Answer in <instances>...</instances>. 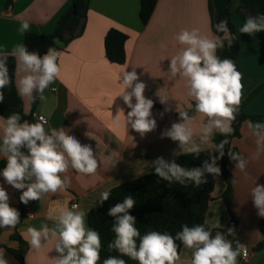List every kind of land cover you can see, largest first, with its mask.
<instances>
[{
    "label": "crops",
    "instance_id": "1",
    "mask_svg": "<svg viewBox=\"0 0 264 264\" xmlns=\"http://www.w3.org/2000/svg\"><path fill=\"white\" fill-rule=\"evenodd\" d=\"M140 1L90 0L84 33L67 46L54 48L60 53V73L42 92L44 99L36 108L34 118H46L44 128L49 133L62 131L68 138L75 137L81 146L89 145L97 160V169L91 174L80 173L65 157L68 168L59 176L65 188L55 193H41L40 200L31 203V218L20 221L18 217L14 225L0 227V251L6 264H22L12 253L20 249V241L26 245L24 264H56L67 254V249L56 250L58 245L63 247L59 235L62 211L83 212L84 226L89 230L88 215L102 201V191L109 192L122 183L154 173L158 159L196 153L187 151L193 146L198 147L197 152L209 150L215 160L214 167L220 170L219 175L215 174V186L202 227L210 232V238L219 233L231 245L226 233L231 216L223 200L227 183L220 161L221 148L213 143L215 133L222 132L213 127L206 136L204 127L209 125L210 118L197 111L184 121L177 119L178 113L191 110L196 101L189 95L188 79L179 71L173 74L169 68L170 60L186 47L176 40L181 29L196 28L198 35L218 39L212 28L209 2L158 0L151 20L143 25L139 16ZM71 2L0 0V59L16 58V88L19 79L31 73L23 70L13 51L18 45H24L27 33L52 34ZM237 6L238 2H234L232 22L240 39L237 61L242 78L237 107L249 114H264V31L240 32L246 20L237 14ZM23 21L29 23V29L21 33L18 29ZM110 29L128 36L124 65L110 63L105 56L104 39ZM133 71L138 79L131 87L121 89L124 72ZM137 82L145 85L143 96L152 101L150 118L155 120V128L143 134L131 128L127 120L131 109L122 100L123 92H131ZM34 91L31 97L19 95L26 115L32 112ZM131 102L135 104L134 97ZM6 121L0 116V160L10 154L3 145ZM179 123L192 131L191 139L183 145L166 135L173 124ZM227 123L231 128L230 122ZM57 149L63 154L59 145ZM232 151L238 159L230 158L227 168L233 193L231 212L238 221L237 250L242 245L250 253L249 264H264V236L260 229L264 216L259 214L260 209L253 200V189L264 188V133H254L250 122H244L241 137L232 141ZM241 161L243 169L237 167ZM0 188L7 194L9 207L18 212L20 200L15 195L16 188L3 176H0ZM73 204L77 207L72 208ZM29 229L40 234L39 248L32 247ZM194 251L184 245L176 264H190ZM242 253L237 255L236 264H245Z\"/></svg>",
    "mask_w": 264,
    "mask_h": 264
},
{
    "label": "clouds",
    "instance_id": "2",
    "mask_svg": "<svg viewBox=\"0 0 264 264\" xmlns=\"http://www.w3.org/2000/svg\"><path fill=\"white\" fill-rule=\"evenodd\" d=\"M28 29L29 23L23 21L18 31L24 33ZM217 30L227 32L226 22L221 21L217 25ZM239 31L242 33L264 31V16L249 17ZM176 40L186 47L178 56L170 60L169 68L173 74L179 71L183 77L188 79L189 95L196 101V111L210 118L209 125L204 127L206 136L213 127L222 133L230 132L231 128L227 121L233 119V113L240 102L242 88L241 76L233 61L219 59L215 53L218 47H222V43L218 39L198 35L196 28L191 31L181 29ZM228 43L230 45L231 40ZM12 54L18 55L23 70L31 73L22 76L17 83L20 96L31 97L34 89L37 92H43L59 76L60 53L54 48H49L41 56L36 52H28L21 44ZM137 79L135 71L124 72L121 89L131 87L132 82ZM8 83V69L5 61L0 59V89ZM144 88V83L137 82L131 92L122 94L124 104L131 109L127 113V120L131 123V128L141 134L155 128V120L150 118L152 101L143 96ZM133 97L135 104L131 102ZM3 98V94L0 93V102ZM40 98L44 99L43 96ZM117 111L119 116L120 110L117 109ZM179 115L184 120L188 119L186 112H180ZM18 120V114H13L6 121L3 145L7 146V152L10 154L7 155L6 166L0 170V176H3L7 183L16 189L27 188L20 196L22 203L38 201L41 193H55L65 188V183L59 179V176L64 174L68 168V161L65 157L70 160L72 168L80 173L91 174L96 171L97 160L93 157L89 145L81 146L75 137L68 138L62 131L59 134L53 132L49 138L45 135L42 123L18 124ZM166 135L183 145L191 139L192 131L186 128L184 123H179L173 124ZM21 145L27 147V156L19 152ZM57 145L60 146L63 154L57 150ZM187 151L197 152L199 149L193 146ZM220 154L223 155L222 152ZM232 158L238 159L235 154ZM214 163L215 160H213ZM155 164L158 165L155 167V173L164 179L183 176L193 179L197 184L200 183V169L186 170L175 162L166 163L163 159H158ZM237 167L243 169V162L241 161ZM205 170L217 175L220 171L219 168L207 163ZM26 173L34 176L36 183L26 186L22 182ZM108 195V191H102L101 200H107ZM7 200L6 192L0 188V227L14 225L18 221V212L9 207ZM253 200L254 205L260 209L259 214L264 216V188L257 186L253 189ZM134 203L133 198L127 196L121 204L109 210L108 214L116 217L112 229L116 238L110 247H115L121 254L138 261L139 264H176L178 260L176 244L173 237L167 233L147 232L140 237L137 247L135 238L139 236V232L134 227V217L127 214V210L131 209ZM76 207L77 205H72V208ZM121 213L123 215H118ZM59 223L61 225L59 235L63 247L58 245L56 250L63 252L67 249V254L56 261V264H96L99 258V236L95 231L85 228L84 213L71 210L62 211ZM28 231L32 247L39 248L40 234L35 229ZM177 239L182 241L187 248L195 249L190 264H236L237 255L242 252L246 254V249L242 245L239 246V250H232L230 243L219 233L210 238V232L205 231L200 225L191 228L183 226L177 234ZM0 264H6L2 258V251H0ZM103 264H125V261L108 258Z\"/></svg>",
    "mask_w": 264,
    "mask_h": 264
},
{
    "label": "trees",
    "instance_id": "3",
    "mask_svg": "<svg viewBox=\"0 0 264 264\" xmlns=\"http://www.w3.org/2000/svg\"><path fill=\"white\" fill-rule=\"evenodd\" d=\"M234 1L238 2L237 13L247 20L249 17L258 18L264 16V0H208L212 28L217 35L222 47L216 49V56L233 61L236 70L240 73L238 66V54L241 49L240 39L232 22V7ZM90 0H72L70 8L62 15L52 34H35L27 33L24 39V46L28 52H36L38 55H44L49 48H56L57 43L67 46L72 40L80 37L85 30L87 13L89 10ZM158 0H141L140 1V20L143 25H147L152 18ZM225 21L227 32L218 31L217 25ZM128 36L117 30L110 29L104 39L105 56L110 63L124 65L127 61L125 45ZM229 40L231 44L229 45ZM1 59L5 61L8 69L9 83L2 89L3 101L0 102V116L7 120L13 114H18V124L27 122L28 124L38 123L34 118V112L38 107L42 92L33 93L31 100L32 112L26 115L24 112L23 102L16 88V70L17 63L14 56H4ZM241 76V73H240ZM242 85V78L240 79ZM196 111L195 104L191 110H185L187 117L191 118ZM177 114L179 121H184ZM250 122L252 130L256 134L264 133V114H249L240 108H236L233 113V119L230 122L231 131L227 134L215 133L213 143L221 148L220 161L222 172L225 177L227 188L223 195L231 219L226 229L229 239L231 240L232 250L237 251V228L238 221L231 212V202L233 198L231 176L228 172V163L234 152L232 151V141L241 137V127L244 122ZM260 125V127H257ZM45 135L51 138L52 133L45 130ZM222 145V146H221ZM57 147V146H56ZM58 150V149H57ZM22 155H28V149L25 145L19 147ZM220 152V153H221ZM166 163L175 162L186 170L200 169V183L197 184L189 177L180 178L171 177L164 179L155 172L143 175L137 179L127 181L111 189L108 193V199L101 201L97 206L92 208L88 215L89 230L95 231L99 236L100 248L99 258L96 264H103L108 258H118L125 261V264H139L138 261L121 254L115 247L110 245L116 236L113 232V225L116 217L110 216L109 210L121 204L125 197L131 196L135 201L133 207L127 210V214L134 217V227L139 232L135 238L137 247L139 246L140 237L150 231H157L162 234L167 233L172 236L178 256L184 246L182 241L177 239V234L183 226L189 228L197 225L202 226L211 199V194L215 186V174H210L205 170V164H211L213 167V157L209 150L179 155L167 160ZM7 164V159L0 160V170ZM30 172V169L28 170ZM35 177L26 173L22 181L26 186L35 183ZM27 188L15 189V195L20 200V196ZM123 215V213L118 214ZM18 217L23 220L24 205L20 200L18 208ZM261 233L264 236V219L260 222ZM17 251H12L16 258L24 264V255L26 245L23 241ZM263 244V243H262ZM262 244L260 246H262Z\"/></svg>",
    "mask_w": 264,
    "mask_h": 264
},
{
    "label": "built area",
    "instance_id": "4",
    "mask_svg": "<svg viewBox=\"0 0 264 264\" xmlns=\"http://www.w3.org/2000/svg\"><path fill=\"white\" fill-rule=\"evenodd\" d=\"M38 122L42 123L45 125L47 123V119L39 116L37 117ZM31 203L32 201H28L27 203H23L24 205V217L25 218H31L32 217V210H31ZM77 205V204H75ZM242 259L245 264H249L250 260V253L246 252V254L242 253Z\"/></svg>",
    "mask_w": 264,
    "mask_h": 264
},
{
    "label": "rangeland",
    "instance_id": "5",
    "mask_svg": "<svg viewBox=\"0 0 264 264\" xmlns=\"http://www.w3.org/2000/svg\"><path fill=\"white\" fill-rule=\"evenodd\" d=\"M235 3H237V1H234ZM237 12V10H236ZM238 14V13H237ZM239 15V14H238ZM58 46L62 45L61 43H57Z\"/></svg>",
    "mask_w": 264,
    "mask_h": 264
},
{
    "label": "water",
    "instance_id": "6",
    "mask_svg": "<svg viewBox=\"0 0 264 264\" xmlns=\"http://www.w3.org/2000/svg\"><path fill=\"white\" fill-rule=\"evenodd\" d=\"M38 123H40V122H38ZM43 127H44V125H43ZM44 132H45V128H44Z\"/></svg>",
    "mask_w": 264,
    "mask_h": 264
}]
</instances>
